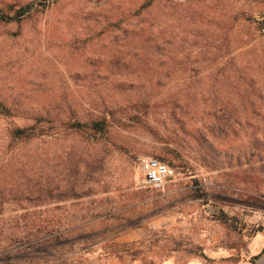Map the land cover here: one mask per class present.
<instances>
[{
  "label": "rangeland",
  "instance_id": "obj_1",
  "mask_svg": "<svg viewBox=\"0 0 264 264\" xmlns=\"http://www.w3.org/2000/svg\"><path fill=\"white\" fill-rule=\"evenodd\" d=\"M29 1L0 0V96L133 118L110 127L113 146L66 133L9 149L7 126L26 121L0 116V184L49 187L0 188L33 196L0 208V264H264V0L139 14L146 0H37L13 17ZM147 158L173 169L163 190L140 185Z\"/></svg>",
  "mask_w": 264,
  "mask_h": 264
},
{
  "label": "trees",
  "instance_id": "obj_2",
  "mask_svg": "<svg viewBox=\"0 0 264 264\" xmlns=\"http://www.w3.org/2000/svg\"><path fill=\"white\" fill-rule=\"evenodd\" d=\"M153 3V0H146L145 3L136 11L137 14L142 12V10L150 7ZM48 4H45L41 1H29L22 5L9 4L8 7L13 11V17L19 18L26 15H30L34 12L41 11ZM7 18L6 14L2 13L0 10V20L4 21ZM228 21L227 23V31L231 28L233 21ZM264 29V28H263ZM230 40L227 38V35L224 36L223 44L220 48H225L223 54L229 56L230 54ZM214 55V53H213ZM247 100V99H246ZM257 101L259 103L264 102V96L257 97ZM100 109V108H99ZM218 113V114H217ZM180 115L179 113H177ZM175 111L168 112L167 116H169L172 120L179 121ZM257 116H260L259 113H255ZM158 115L156 111L147 112L144 111L142 114L143 121L147 127H149L148 119H152ZM216 119L222 120L223 122L235 121L232 113H227L225 111L215 112ZM0 116L4 118H8L14 120L17 118H21L25 120L23 125H18L16 123H10L6 128V136L9 140L7 144V148L11 149V145L13 143H22L26 144L31 140H47L49 138H55L60 136L61 134L66 133H75L84 139L92 140L93 142L103 143L105 145L113 146V142L110 139V127L112 125L119 126L128 120H132L133 116L129 113L116 114V112L107 111L105 108H101L97 110L95 113L89 114L88 118L81 120L76 112L69 107H60L56 110H22L18 106V102L15 98L0 96ZM261 118H264L261 117ZM175 152V151H173ZM176 155H180L176 152ZM161 159H165L161 157ZM161 161V160H160ZM10 161L5 163V165L0 166V171L4 170V167H8L10 165ZM0 188H49L46 183L45 177L42 175L41 178L32 181H23L22 184H0ZM5 190L0 189V208L6 202H19L26 201L31 202L32 195L29 192L18 190L15 193L6 192ZM9 196L8 198H5ZM13 195H19V197H13ZM36 198H40L35 196ZM43 197V196H41ZM259 230L264 231V228H259Z\"/></svg>",
  "mask_w": 264,
  "mask_h": 264
},
{
  "label": "built area",
  "instance_id": "obj_3",
  "mask_svg": "<svg viewBox=\"0 0 264 264\" xmlns=\"http://www.w3.org/2000/svg\"><path fill=\"white\" fill-rule=\"evenodd\" d=\"M173 174V169L166 163L147 158L140 163L139 183L142 187L163 190Z\"/></svg>",
  "mask_w": 264,
  "mask_h": 264
},
{
  "label": "water",
  "instance_id": "obj_4",
  "mask_svg": "<svg viewBox=\"0 0 264 264\" xmlns=\"http://www.w3.org/2000/svg\"><path fill=\"white\" fill-rule=\"evenodd\" d=\"M262 261L259 262V264L261 263Z\"/></svg>",
  "mask_w": 264,
  "mask_h": 264
}]
</instances>
